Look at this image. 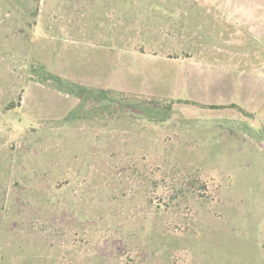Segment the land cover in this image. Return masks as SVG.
<instances>
[{
	"label": "rangeland",
	"instance_id": "obj_1",
	"mask_svg": "<svg viewBox=\"0 0 264 264\" xmlns=\"http://www.w3.org/2000/svg\"><path fill=\"white\" fill-rule=\"evenodd\" d=\"M214 1L0 0V264L264 263V88Z\"/></svg>",
	"mask_w": 264,
	"mask_h": 264
},
{
	"label": "crops",
	"instance_id": "obj_2",
	"mask_svg": "<svg viewBox=\"0 0 264 264\" xmlns=\"http://www.w3.org/2000/svg\"><path fill=\"white\" fill-rule=\"evenodd\" d=\"M210 7L219 10L225 18L230 32V46L225 50L227 56L239 58L237 65L241 71L249 68L247 75H240L241 82L264 88V0H219L188 4L189 8ZM193 6V7H192Z\"/></svg>",
	"mask_w": 264,
	"mask_h": 264
},
{
	"label": "trees",
	"instance_id": "obj_3",
	"mask_svg": "<svg viewBox=\"0 0 264 264\" xmlns=\"http://www.w3.org/2000/svg\"><path fill=\"white\" fill-rule=\"evenodd\" d=\"M43 70V69H42ZM43 77L40 79V81L44 84H47L49 86H52L56 89H58L59 91H63V92H70L73 95L77 96L78 98H80L82 100V102L84 101L86 104H89L90 102V107H93L95 110H99L100 108H98V104L99 102L102 101V96L103 95H113V98H110L111 101H118L120 102L118 106H116L117 108L114 109V113H118L119 111H121V109L123 110L125 107L130 106L132 100L134 99L135 102H138L139 105H148L151 107H160L162 105H164L167 109H171L172 105L171 104H167L165 102H159L153 99H147L145 97H136V96H132V95H124L120 92H108V91H93V90H88L82 86H79L75 83L69 82L61 77L58 76H54L48 72H46L45 70H43ZM89 97H91L94 100V103H91V99L89 100ZM129 103H127L128 101ZM87 101H89L87 103ZM115 102V101H114ZM18 105H21V102L19 101ZM12 106V105H11ZM11 106L6 107L9 108ZM119 107V109H118ZM111 112V111H109ZM264 264V263H263Z\"/></svg>",
	"mask_w": 264,
	"mask_h": 264
}]
</instances>
